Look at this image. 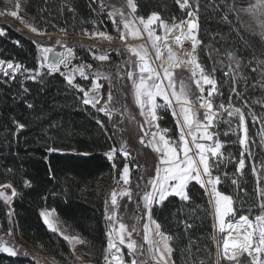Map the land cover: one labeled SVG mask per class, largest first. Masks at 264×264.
Wrapping results in <instances>:
<instances>
[{"label":"snow or ice","instance_id":"6c2138e0","mask_svg":"<svg viewBox=\"0 0 264 264\" xmlns=\"http://www.w3.org/2000/svg\"><path fill=\"white\" fill-rule=\"evenodd\" d=\"M176 3L182 10H186L187 15V18L181 19L179 23H169L156 12L150 14L147 19L143 16H133L137 11L135 0H127V6L131 9V12L127 15L119 8H114L108 12V16L116 26L121 41H127L128 37L143 39L146 33L151 48L155 50V61L162 60L163 52L161 49L163 47L167 50L169 63L168 66H164L163 63L153 66V58L150 56L149 49L145 44L126 45L130 55L136 58L134 68L130 67V70L126 72V76L132 82L134 100L140 109L139 115L144 118L143 123L140 124V131L143 135L140 136L139 142L157 153L159 162L155 166V174L146 180L142 195H140V201L147 217V222L143 226V241L147 244V248L145 249L143 244L138 245L137 241L132 238L133 232H136L135 225L129 229V226L121 222L117 216L118 196L121 198L127 197L131 200L132 190L124 188L119 193L113 190L110 196L111 211H109L107 201L105 207V219L109 222V229L105 234L107 242L103 255L104 264H129L124 258L122 246L127 248L129 255L132 257L130 264H148L149 261L154 262V264H174V261L171 260L173 247L170 244L173 237L161 231L162 226L153 220V208L154 206H163L164 202L173 196L178 197L181 201L190 202L189 184L192 182L205 189L211 197L210 203L213 205L215 219L213 227L219 233L218 237L213 236V240L217 244L216 264H221V261H228L229 264H264V162H261L259 171L255 165L252 167L253 175L257 180V197L260 210V214L254 218H250L248 215L237 217L233 197L219 189V185L224 180L229 179L227 173L214 174L219 172L222 164L235 162L236 170L231 178V183L239 187L236 176L237 174L242 176L244 173L246 167L245 153L249 156L252 155L250 144L253 141L248 137L246 113L244 111L247 102L244 103L243 107H236L232 103V97L229 96L227 104L223 100L218 104L214 103L216 96H222L218 89V82L212 73L206 72L196 55L197 47L201 43L197 36L199 31V0H195L194 4H190L189 0H176ZM15 7L19 8V3H16ZM248 8L252 14L264 18V0H255ZM10 15L18 17V12L11 11ZM117 16L119 22L116 20ZM224 19L227 20V16ZM136 20L139 21V25L135 23ZM121 24L123 28L120 27ZM185 24L187 25L186 28L184 27ZM140 26H142V29ZM261 27L264 28V19H262ZM157 28L163 30V36L156 34ZM176 30L180 32L179 36H175L177 45L182 46V41L185 39L191 40V51L187 53V60L178 59L167 40V36ZM31 31L37 32L38 30L31 27ZM2 34L3 32H0V35ZM91 35L106 40L113 39L112 36L104 32H95ZM56 43L65 47V51L55 52L51 47L38 46L41 53L39 69H46L47 74L60 73L69 86L83 94L82 103L85 106H91L111 120L113 112L109 105L114 100L112 93L114 85L111 76L96 71L91 73V87L85 88L74 83L77 74L81 79L88 80L90 74L87 70H90L92 66L72 65V61L75 59L73 48L67 47L61 41ZM229 57L239 70L241 67L240 61L231 54H229ZM94 59L103 62L107 61L109 57L106 54H101L94 55ZM182 65L192 66L190 78L200 93L194 101L190 99L194 95L191 88L183 80L180 81L179 90H177L173 69ZM61 66H63L64 71L61 70ZM256 70V68H253V71ZM25 73L27 74L25 78L32 80H38L45 74L38 69H28L22 64L0 59V75L15 79L17 74ZM225 75L231 77L232 92L239 97L236 83L238 79H245V77L242 75L238 77L231 70L226 72ZM101 79L109 82L107 99L103 104H101V100L104 99L101 92L103 85L99 83ZM205 86H209L206 96L204 95ZM158 98L163 103H159ZM196 104H198V108L194 107ZM97 105H100V107H97ZM28 107H32V105H28ZM165 108L171 109L172 115L176 118L178 129V137L176 138L169 135V129L161 128L159 125L158 110ZM200 109L204 110L202 117ZM225 114L228 117L227 120L223 119ZM233 119L237 121L236 134L241 146L238 160L231 154L225 155L223 149L226 142L220 139L221 133L218 131L221 122L228 123L229 130H231ZM253 119L256 120L257 118L253 117ZM260 122L264 125V118H260ZM97 123L102 128L104 127L103 121L97 120ZM17 127L23 129L24 125L17 124ZM222 135L227 136L229 132L225 131ZM261 143L264 144V135L261 137ZM53 151L59 150L49 148V152ZM117 151L123 155L126 161L120 171V181L124 185H128L131 172L127 161L131 154L126 144H122L119 149H110L106 153L107 159L114 161ZM112 166L113 168L117 167L115 163ZM28 183L30 182H25L26 186ZM137 188H140L139 184ZM0 189H3L0 190V199L6 203L17 195L11 183L0 185ZM7 189H11L10 196L4 191ZM41 215L50 230L58 231L56 224L49 219V213L42 212ZM150 225H154L155 234L160 237L159 241L150 238ZM190 227L192 225L185 224L186 229ZM7 234L11 236V230ZM64 239L75 244L86 243L78 236L69 237L64 235ZM0 252H7L10 255L17 254L14 247L7 246V243L2 240H0ZM193 264H204V261L194 260Z\"/></svg>","mask_w":264,"mask_h":264},{"label":"rangeland","instance_id":"374dc122","mask_svg":"<svg viewBox=\"0 0 264 264\" xmlns=\"http://www.w3.org/2000/svg\"><path fill=\"white\" fill-rule=\"evenodd\" d=\"M145 1L153 4V7L151 6V8L149 9H153L152 11L158 14L160 11L161 13L159 15L161 16V18L165 21H168L169 23H179L181 19L187 18L186 10H182L180 8L181 12L183 11V18L173 20L175 12L171 10V7L174 5V3L178 5L176 3V0H135V3L137 4V11L135 14H133V16L139 17V15H137V12L139 10L138 7L140 6V4H144ZM192 1L194 4L195 0ZM219 1L220 0H210L209 4H206L202 0H199V31L197 33V36L201 43L197 47L196 55L199 62L205 68L206 72L212 73L214 78L218 82V89L219 92L222 93V96H216L214 103L218 104L221 100H223V102L227 104L229 96L232 97V103L236 107H243L244 103L247 102V107L244 108V111L246 113V125L248 128V137L251 141H253V143L250 144L252 155L249 156L247 153H245V162L248 161L253 167L254 157L258 160H262L261 162H264V144L261 143V137L262 135H264V125H262L260 122V118H264V63H261L264 62V35H262V33H264V28L261 27V22L264 18L252 14L251 10L248 8V6L254 3L255 0H224L223 2L222 0L220 2ZM90 2L93 8L92 11H98L103 14L105 26L104 29H106V32L113 37L112 40H104V38H96L97 36L91 35L92 32L88 23V18L90 15H92L91 10L90 15L85 19L81 17V19H77L76 14L70 20V22L61 24V21L59 22V20L54 18V16H50L41 19L43 24L40 25L38 22H36L35 18L24 12L22 0H0V32H3V34L0 35V39L6 38L7 30L5 29V27H12L20 32L22 31L27 36H29H22L21 42H16L14 40L10 41V44L12 46H16L18 50H22L20 56L23 58L22 62H12L22 64L28 69H38L45 73L42 78L38 80L26 79V73L17 74V76L20 77L21 86L24 87V89H21V97H23L24 94L30 95L31 90L36 89L35 87L42 88L43 90H57L60 83L58 79L55 78V76H58L63 80L64 83L61 98L63 100L62 104L64 103L65 106L62 105L64 106L62 108H65V112L69 114H75V116L71 118L72 123H70L69 125L66 124L68 126H66L65 130L67 131L64 134H66L67 138L70 139L72 138V136H77L80 139H84L87 138V134H93V136L97 140L96 144L97 146H99L100 143V145H102L103 143L102 141H100V135L103 134L110 141V149H119L122 144H126L127 149L131 154L127 161L129 163L131 172L129 184L123 185L122 183H120L122 182L120 181V175L116 177L115 174L112 182H109L107 179L98 181L95 185V190L97 191V193L101 192L103 197L102 221L106 242L107 238L105 234L109 229V222L105 219L106 201L109 204V211H111L110 196L113 190H116L117 193L122 191L124 188H130L132 190L131 200H129L127 197L121 198L118 196L117 216L118 219L121 220V222L129 226V229H131V227L135 225L136 232H133L132 238L137 241L138 245L143 244L144 248L146 249L147 244L143 241V226L145 222H147V217L145 216V210L143 209L142 203L140 201V195H142V189L146 181L143 182L141 181V179L145 177V175L143 174L144 170L145 174L150 173V169L153 168V159L149 157V159H142L138 155V147H144L139 142L140 136L143 135V133L140 131V124L143 123V119L140 117L138 107L134 102L135 100L133 96L132 82L128 80L126 76V72L130 70V67L134 68V62L136 60V58L134 56H131L127 51L126 45L145 44V46L149 49L150 56L153 58V66H158L160 63H162L163 60L155 61V50L151 48V43L148 41L146 33L144 34L143 39H132L131 37H128L127 41H121L119 39V33L117 32L116 26L113 24L112 19L109 18L108 12L112 11L114 8H119L122 9L127 15L131 12V9L127 6V0H90ZM16 3H19V8L15 7ZM46 4L47 3H44V6H48ZM68 5L69 4L61 2L59 3V8L71 6ZM210 5H215V7L212 8ZM45 10L47 11H44L45 13L50 12L48 8H45ZM11 11H17L18 17L11 16ZM61 13H63V11ZM231 15L236 21H231L229 19V16ZM225 16H227V20L224 19ZM145 19H147V17ZM116 20L117 22H119L118 16L116 17ZM200 20L202 21V24ZM135 23L139 25L138 20H136ZM31 27H35L37 28V30H42L43 33H38V31L32 32ZM120 27L123 28V25L121 24ZM140 27L142 29V26ZM184 27L186 28L187 25L185 24ZM88 28L89 33L86 35L85 32ZM237 30L239 32L246 33L251 38H254L258 44V49H256L257 52H252L247 58H245V60L240 61L241 67L239 70H237L236 64L229 57V54L235 57L232 48L234 44L230 41L229 44L225 45L224 43L223 46L224 36L222 35V32L224 31H227L231 35L232 32ZM94 32H104V30L103 28L98 26V28H96ZM156 34L161 36L164 35L163 30L159 28L156 29ZM57 41H61L67 47L73 48L75 59H73L72 65L92 66L90 70H87L90 74L88 80L81 79L77 74L74 83L79 84L85 88L91 87V73L96 71L111 76L112 83L114 85V87L112 88L114 100L113 103L109 105L110 109H112L113 112L111 120H109L108 117H106L103 113L97 112L96 109L92 108L91 106H85L82 103L83 94L79 93L75 88L69 86L64 76H62L60 73L47 74L46 69H39V58L41 56V53L38 50V46L51 47L55 52L65 51V47H62L61 44L56 43ZM244 45L247 46L248 42H245ZM4 47L5 48L2 49V52H4L5 56H15V53H13L12 55L11 48L7 46ZM188 52H186V54ZM101 54H106L109 59L103 62L94 59V55L98 56ZM69 67L71 68V65ZM253 68H256L257 70L253 71ZM191 69L182 68L173 70V72L174 79L176 80L177 90H179L180 81L183 80L184 83L191 88L194 95L190 97V99L194 101L196 99V96H198L200 93L196 88L195 83L190 78ZM61 70L64 71L63 66H61ZM230 70L234 75L238 77L241 75L245 77V79H238L236 83V89L239 93V97H237V95L232 92L231 77L225 75V73L229 72ZM99 83L103 85V87L101 88V92L104 96V99L101 100V104H103L107 99L109 82L101 79ZM208 87L209 86H205V96L207 95ZM25 89H27V91H25ZM158 102L163 103V101L159 98ZM97 107H100V105H97ZM194 107L198 108V104L194 105ZM158 111L159 116L162 118V121H158L159 125L167 127L169 124H172V122H176V118L172 115L171 109L165 108ZM199 111L202 117L204 110L200 109ZM84 117L87 118V120ZM133 117H135V119H133ZM253 117H256L257 119L254 120ZM76 119H79L80 121ZM223 119H228L226 114ZM97 120L103 121V128L100 126V124L97 123ZM236 124L237 121L233 119L231 122V130H229V124L221 122L219 124L218 131L221 133L220 139L226 142L225 148L223 149L225 155L227 156L228 154H231L238 160L241 153V146L237 140ZM175 129L176 130H174V132L177 131L176 126ZM225 131H228L229 135H222ZM252 135L254 136L252 137ZM65 144H67L68 146H73L75 143H72V141H67L65 142ZM109 150L104 152V156L106 159V153ZM51 153L60 155H77V153L73 150L67 152L53 151ZM237 154H239L238 157ZM107 161L111 165H113V163H115L116 165L120 163L124 165V163L126 162L125 158L119 151H117L114 161H109L108 159ZM261 162H259L260 164L258 163L255 165L258 171L261 169ZM231 169L236 170L235 162H226V164L221 165L219 172H215L214 174L226 172L228 175L227 170ZM116 170L117 167L113 168L114 173H116ZM242 176L239 174H237L236 176L238 185L241 181L239 179ZM228 177L231 182V178L233 176L228 175ZM138 184L140 185L139 189L137 188ZM230 184L237 193L238 187L236 185H233L232 183ZM203 190L208 199V206L212 221V235L210 241L212 242L213 257L211 258V260L200 258L199 261L202 260L207 264H209V262H211V264H216L217 244L216 241L213 240V236L215 235L218 237L219 233L213 227L215 219L213 205L210 203L211 197L208 195L205 189ZM4 191H6L7 195H11V189H7ZM243 196L248 200V203L251 202V199L245 196V193H243ZM15 197H13L10 202H5L9 208L10 224L7 229L1 230L0 228V240L6 242L7 246L14 247L17 254L10 255L7 252L1 253L14 258L16 256L22 258H30L38 264H60L55 259L44 254L39 247H34L27 243L19 235L15 223L14 212L12 209V203ZM257 203L259 204L258 197ZM258 204L256 210H259ZM248 210L251 211L254 210V208H250ZM42 212H47L50 214L49 219L56 224L58 231L54 232L50 230L48 225H46V227L51 233H54L67 244L70 251L76 258V264H95L92 259H90L91 256L86 253L87 250L82 248V244L70 243L69 241L64 239V235H67L69 237L77 235L59 220L54 210L43 209L41 213ZM41 217L44 221V217L42 215ZM9 230H11L12 232L11 236L7 234ZM61 233H63V235H61ZM150 238L154 241L160 240V237L157 236L155 232L152 231V229ZM170 244L172 245V241H170ZM122 251L124 253L125 260L130 264L132 257L129 255L127 248L122 246ZM103 255L104 251L102 253V264H104ZM77 257H79V259H77ZM148 264H154V262L149 261ZM221 264L229 263L227 261H221Z\"/></svg>","mask_w":264,"mask_h":264},{"label":"trees","instance_id":"16d2710c","mask_svg":"<svg viewBox=\"0 0 264 264\" xmlns=\"http://www.w3.org/2000/svg\"><path fill=\"white\" fill-rule=\"evenodd\" d=\"M202 1L209 4L210 0ZM61 2L71 6L59 8ZM189 2L193 4L192 0ZM22 3L24 12L35 18L40 25L43 24L41 19L50 16L61 21V24L70 22L76 14L77 19H85L93 9L90 0H22ZM44 3L48 6H44ZM151 6L153 7V4L147 1L140 4L137 15L148 17L153 12V9H149ZM45 8L50 12L45 13ZM171 8L175 12L173 16L175 19L183 18V11L181 12L178 5L174 3ZM229 19L236 21L232 15ZM200 22L202 24L201 20ZM5 29L6 38L0 39V59L22 62L23 58L20 56L22 50L12 46L10 41L21 42L22 36H29L12 27ZM222 35L223 46L224 43L226 45L230 41L233 42V53L239 61L245 60L252 52H257L256 40L244 32L237 30L232 32L231 36L224 31ZM245 42H248L247 46L244 45ZM4 46L11 48L12 55L15 53V56H5L2 52ZM55 78L60 83L57 90L35 87L30 95L24 94L21 97V89L24 87L21 86L19 76L15 79L0 76V185L11 183L17 192L12 209L17 231L23 240L34 247H39L44 254L60 264H76V258L67 244L48 230L41 217L43 209H52L66 227L86 242L82 244V248L87 250L90 259L95 264H102V253L106 246L102 221L103 197L101 192L97 193L95 185L103 179L112 182L115 174L116 177L120 175L123 165L117 164L116 173L113 172L112 165L104 156V152L110 149L111 144L103 134L100 135V141L103 143L99 146L93 134H87V138L84 139L77 136L70 139L66 137L64 134L67 131L66 126L72 123L71 118L75 114H69L62 108L65 106L61 98L64 82L58 76ZM17 124H23V129L18 128ZM67 141H72L76 146H68L65 144ZM49 148L64 152L73 150L77 155L55 154L49 152ZM261 161L255 157L253 159L254 165ZM227 172L233 176L235 170ZM239 180L241 181L237 193L232 188L230 179L224 180L219 189L233 197L237 216L248 215L253 218L260 214V210H256L257 180L248 161ZM26 181L30 182L27 186ZM243 193L251 199L250 203ZM189 194L190 202H182L171 197L163 206L153 208L152 218L162 226L161 231L173 237L171 246L174 264H193L194 260L199 261L200 258L211 260L213 257L210 241L212 221L207 196L204 190L195 184L191 185ZM250 208L254 210L249 211ZM9 222V208L0 199L1 230L7 229ZM186 223L192 227L186 229ZM0 264L38 263L30 258L18 256L14 258L0 252Z\"/></svg>","mask_w":264,"mask_h":264},{"label":"bare ground","instance_id":"6f19581e","mask_svg":"<svg viewBox=\"0 0 264 264\" xmlns=\"http://www.w3.org/2000/svg\"><path fill=\"white\" fill-rule=\"evenodd\" d=\"M179 35H180L179 30H176L174 33H171L167 36V40H168L170 46L172 47L173 52L176 54L177 58L187 60L188 56H187L186 52L191 51V40L185 39L182 41V46L177 45L175 43V36H179ZM161 51L163 52L162 63L164 64V66H168L169 61L167 59V50L162 47ZM183 52L185 53V55ZM182 68L191 69L192 66L191 65H187V66L182 65L181 67L174 68L173 70L182 69ZM233 234L235 235V233H233Z\"/></svg>","mask_w":264,"mask_h":264},{"label":"crops","instance_id":"0c3cea01","mask_svg":"<svg viewBox=\"0 0 264 264\" xmlns=\"http://www.w3.org/2000/svg\"><path fill=\"white\" fill-rule=\"evenodd\" d=\"M135 102V101H134ZM135 105H136V103H135ZM137 106V105H136ZM138 107V106H137ZM138 112H140V109L138 108ZM141 117V116H140ZM142 119H144L143 117H141ZM160 127L161 128H166V127H163V126H161L160 125ZM153 130H155V129H153ZM169 135L170 136H172L173 138H176V137H178V129H177V131L176 132H170L169 131ZM138 150H139V153H138V155H139V157H141L142 159H149V158H151V159H153V168L152 169H150V173L149 174H145L144 172H145V170L143 171V174L145 175V177H143V179H141V181H146L150 176H153L154 174H155V172H154V170H155V166L158 164V155H157V153H155V152H153L152 150H151V148H148V147H138ZM145 157V158H144ZM149 157V158H148ZM141 167V166H140ZM143 168V167H142ZM142 170V169H141ZM120 183H122L123 184V182H120ZM119 183V184H120ZM193 184H195V185H198V184H196L195 182H192V183H190L189 184V189L191 188V185H193ZM124 185V184H123ZM199 186V185H198ZM174 197V196H173ZM169 198H171V197H169ZM174 198H177L178 200H180L178 197H174ZM181 201V200H180ZM182 202H184V201H182ZM151 229H152V231L153 232H155V228H154V225H151ZM143 232H144V228H143Z\"/></svg>","mask_w":264,"mask_h":264},{"label":"built area","instance_id":"2783aa9c","mask_svg":"<svg viewBox=\"0 0 264 264\" xmlns=\"http://www.w3.org/2000/svg\"><path fill=\"white\" fill-rule=\"evenodd\" d=\"M70 11H72V9H70ZM88 23H89V26H90V29H91L92 33H95L94 30L96 28H98V26H100L101 28H103L104 33L108 34L106 32V29H104L105 28V26H104V18H103V14L101 12L92 11V15L88 18ZM41 32H42V30H38V33H41ZM85 33H86V35L89 33V28L86 30ZM96 38H102V37L97 36ZM104 40H106V39H104ZM159 120L162 121V118L160 117ZM175 126L177 127L176 122H174V123L172 122V124H169L166 127V129H169L170 132H174V130H176Z\"/></svg>","mask_w":264,"mask_h":264},{"label":"water","instance_id":"95a60500","mask_svg":"<svg viewBox=\"0 0 264 264\" xmlns=\"http://www.w3.org/2000/svg\"><path fill=\"white\" fill-rule=\"evenodd\" d=\"M142 207H143V205H142Z\"/></svg>","mask_w":264,"mask_h":264}]
</instances>
